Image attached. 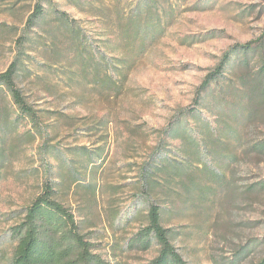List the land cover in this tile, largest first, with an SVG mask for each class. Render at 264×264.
<instances>
[{
	"label": "rangeland",
	"instance_id": "1",
	"mask_svg": "<svg viewBox=\"0 0 264 264\" xmlns=\"http://www.w3.org/2000/svg\"><path fill=\"white\" fill-rule=\"evenodd\" d=\"M136 1L106 0L104 22L90 21V16L79 13L68 1L55 0L62 10L81 21L90 36L108 30L116 44L121 40L116 36L120 26L113 21L116 12L123 8L127 19ZM155 2L148 17L146 11L141 13L149 24L142 21L137 39L115 53L131 54L134 60L122 88L88 83L81 74L76 75L79 84L67 86V77L58 68L41 63L46 59L40 52L28 63L30 77L19 84L27 100L39 110L41 134L34 143L28 141L24 136L30 125L22 123L19 138L10 137L5 144L12 148L0 152V264H7L12 257L16 242L9 228L17 220L16 212L35 196L36 180L45 172L47 161L59 163L55 156L40 155L44 141L59 148H91L93 137L83 127L102 116L110 120L107 157L99 171L107 183L120 184L121 188L116 193L104 189L96 210L108 226L106 215L116 205L122 217L119 230L126 228L122 234L131 233L138 226L132 217L144 203L136 196L134 183L140 178L142 164L156 158L161 130L179 112L194 105L197 86L224 52L234 44L264 38V0ZM32 6L33 0H0V72L14 56L15 38ZM129 29L135 27L130 25ZM250 110L252 114L235 125L230 148L235 159L218 157L214 162L218 169L204 158L206 167L193 169L192 178L185 181L188 188L174 185L178 192L171 193L174 206L165 220L177 231L175 245L189 264H225L236 259L237 264H256L264 257V189L252 187L264 179V155L244 149L250 141L264 139V104L251 105ZM209 119L212 122V117ZM103 241L102 251L109 252L106 242L111 238ZM120 254L118 258L106 255L115 264H145L156 251Z\"/></svg>",
	"mask_w": 264,
	"mask_h": 264
},
{
	"label": "trees",
	"instance_id": "2",
	"mask_svg": "<svg viewBox=\"0 0 264 264\" xmlns=\"http://www.w3.org/2000/svg\"><path fill=\"white\" fill-rule=\"evenodd\" d=\"M66 1L79 13L90 16V21L107 22L106 0ZM135 3L127 19L123 17V8L116 12L113 21L120 26L116 36L121 38L116 44L108 30H101L97 37L90 36L81 21L62 10L55 0H33L32 9L15 38L14 56L0 72V152L12 148L5 144L10 137L19 138L22 123L30 125L24 136L28 141L34 143L41 134L39 110L27 100L19 84L20 80L29 79L28 63L33 61L35 53H43L46 60L41 63L48 68L53 65L67 77V86L79 84L78 74L88 83L109 89L124 86L134 60L131 54L115 53L127 49L137 39L142 23L149 24L141 16L142 10L148 17L156 2ZM130 25L135 29H129ZM193 103L161 130L154 151L156 158L142 164L140 178L134 186L138 190L136 196L144 203L132 217L138 226L131 233L122 234L126 228L119 230L122 217L116 205L106 215L108 226L96 210L98 196L104 189L116 193L121 188L120 184L107 183L99 171L107 157L110 120L102 116L83 127L93 137L91 148L83 145L59 148L44 141L40 155L60 160L57 164L47 161L45 172L36 180L35 196L16 212L17 220L9 228L16 243L7 264H115L106 254L118 258L124 251L152 248L156 254L145 264H189L175 245L177 231L165 220L174 206L175 197L171 193L176 192L177 184L188 188L185 181L192 178L193 169L206 167L204 158L218 169L214 162L220 157H228V161L235 159L230 149L235 125L252 114L251 105L264 104V38L234 44L224 52L197 86ZM246 147L264 155V139L252 140ZM252 187L263 190L264 179ZM111 216L113 221L109 220ZM107 237L111 241L106 242L109 252L105 254L103 239ZM237 263L238 259L225 264ZM256 264H264V257Z\"/></svg>",
	"mask_w": 264,
	"mask_h": 264
}]
</instances>
